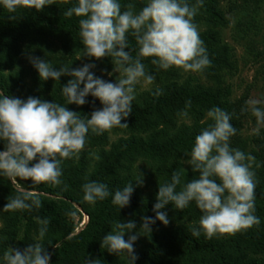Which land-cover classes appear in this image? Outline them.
<instances>
[{
	"label": "trees",
	"instance_id": "trees-1",
	"mask_svg": "<svg viewBox=\"0 0 264 264\" xmlns=\"http://www.w3.org/2000/svg\"><path fill=\"white\" fill-rule=\"evenodd\" d=\"M246 1V0H245ZM223 0H203L193 22L207 50L210 67L197 73L213 83L211 87L200 84L195 76L179 68L159 69L151 63L153 58H141L145 71L155 77L154 86L146 91L136 89L132 112L126 121L128 128H113L102 135L89 134L79 159L64 160L62 184L51 186L41 184L35 188L41 195V207L29 211H3L8 197L17 194L15 184L6 177H0V256L7 248L23 250L35 243L39 225L36 220L48 219V232L41 243L50 253V264H83L87 256L96 264H127L125 256L109 253L101 247V241L113 225L133 221L139 232L141 218L154 216L158 186L171 181L173 171L185 170L182 179L187 182L198 177L191 167L184 163L190 153L195 137L212 123L206 116L208 110L219 107L231 116L230 123L236 134L230 138V146L255 158L251 170L255 173L256 199L255 215L259 226L241 230L234 234H220L207 238L191 235V227L198 226L201 211L192 202L179 210L167 206L169 224L156 222L151 232H141L134 250L136 264H264V129L251 137L243 133L249 117L247 96L233 100V88L229 80L238 70L235 49L225 43L213 27H227L229 21L221 8ZM121 10L132 4L138 12L146 0H120ZM196 0H189L194 5ZM76 4V0H47L42 11L19 8L9 13L0 8V93L21 100L28 97L64 105L61 87L72 79L62 76L58 82L41 81L38 73L29 63L28 57H40L56 70L71 69L94 63L92 70L101 77V71L113 73L111 58L92 60L83 56L79 37V18L66 17L64 13ZM250 10V6L246 7ZM244 15L249 19L245 30L259 29L256 16ZM14 16V19H10ZM244 30V32H246ZM262 46V45H261ZM259 50V46L255 45ZM133 58L138 55L135 37L128 36V49ZM187 75H185V74ZM114 75L109 82H115ZM82 87V85H81ZM159 88L160 95L153 93ZM81 107L65 105L68 110L90 116L101 107L98 100L89 96ZM188 119L178 113L185 110L187 102ZM111 135L118 137L111 142ZM4 150L0 142V151ZM98 156L99 159L95 157ZM35 163V161H33ZM143 178V185L134 186L128 207L118 209L111 203V196L91 205L83 200L82 185L90 181L104 183L110 192L122 189L129 182ZM20 187L30 188L31 180L17 179ZM148 188L145 195L144 189ZM179 191V186L177 188ZM87 216V222L78 231L76 217ZM128 234L125 235V239ZM59 247L55 248V245Z\"/></svg>",
	"mask_w": 264,
	"mask_h": 264
},
{
	"label": "clouds",
	"instance_id": "clouds-1",
	"mask_svg": "<svg viewBox=\"0 0 264 264\" xmlns=\"http://www.w3.org/2000/svg\"><path fill=\"white\" fill-rule=\"evenodd\" d=\"M202 5L203 0H196L194 5L189 0H146V5L134 12L132 4L125 5L122 11L120 0H76L64 15L79 18L83 56L92 60L111 58L113 71L119 75L113 83L95 75L94 63L71 70L62 66L56 70L40 57H28L41 81L58 82L62 76L72 79L61 87L64 105L35 97L21 100L0 93V142L4 144V150L0 151V177L8 178L13 184L17 179L32 182L30 188H17V194L8 197L3 211L39 209L42 194L35 188L41 184L61 185L62 161L78 160L89 134L102 135L113 128H128L122 121L132 112L137 85L149 87L155 82V77L145 71L141 58H153L151 63L163 70L175 67L201 73L210 67L207 50L193 22ZM45 7L47 0H0V8L9 13L19 8L39 12ZM129 35L135 37L138 46L136 58L126 51ZM153 94L159 96V88ZM89 96L101 105L90 116L67 109V105H85ZM246 105L255 118L253 132L259 134L264 128V98L250 99ZM188 107L190 101L178 113L185 120ZM206 116L212 123L201 130L190 153L185 154L189 159L184 163L198 177L185 182L183 168L173 171L171 181L158 186L152 208L154 216L141 218L139 232L133 233L137 227L135 222L118 220L104 236L101 247L125 256L127 264H136L134 244L138 236L142 231L150 233L157 221L167 226L170 221L164 209L170 204L183 210L194 202L201 211L198 226L190 229L193 237L203 233L212 238L259 226L260 219L255 215V173L251 170L255 158L230 146V138L236 134L230 114L213 107ZM142 185L141 176L136 182L110 192L106 184L90 181L82 185L83 200L94 205L111 196V203L120 210L129 206L134 186ZM36 222L39 225L37 242L23 250L8 247L0 256V264H50V253L40 242L48 232L49 221L37 218ZM83 264H96V260L86 256Z\"/></svg>",
	"mask_w": 264,
	"mask_h": 264
},
{
	"label": "rangeland",
	"instance_id": "rangeland-1",
	"mask_svg": "<svg viewBox=\"0 0 264 264\" xmlns=\"http://www.w3.org/2000/svg\"><path fill=\"white\" fill-rule=\"evenodd\" d=\"M248 6H250V10H246ZM221 8L229 21V25L227 27L217 25L213 27V30L218 31L222 40L235 49L239 65L237 74L229 80L233 88L232 99L238 100L244 96H247V101L253 98H264V0H223ZM248 11L250 15L254 16V19L257 18L259 21V29L245 30L246 23L250 21L244 19V15ZM197 29L198 32L204 30L203 27ZM255 45L259 46V50L255 49ZM100 73L103 79H110L112 75L117 78L119 75L116 72L107 74L101 71ZM186 73L197 77L200 84L205 87L213 86V83L204 76L190 71ZM138 86L139 91L142 92L151 89L154 85L149 87ZM255 127V118L250 112L245 121L244 135L248 137L255 135L253 132ZM117 139L118 137L111 135V142H115ZM15 185L20 188L17 182ZM144 193L145 195L148 194V188L144 189ZM87 219L85 215L76 217L78 231L85 225ZM31 237H34L35 242H37L34 233Z\"/></svg>",
	"mask_w": 264,
	"mask_h": 264
}]
</instances>
